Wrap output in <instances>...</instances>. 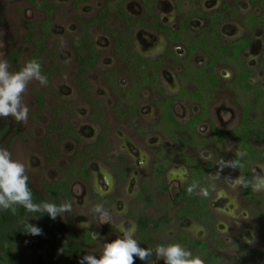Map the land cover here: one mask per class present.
I'll use <instances>...</instances> for the list:
<instances>
[{"label": "rangeland", "instance_id": "obj_1", "mask_svg": "<svg viewBox=\"0 0 264 264\" xmlns=\"http://www.w3.org/2000/svg\"><path fill=\"white\" fill-rule=\"evenodd\" d=\"M33 1L41 3V0ZM106 1L82 0L81 7L76 9L73 0H51L58 8L53 19V34L45 40L49 54H44L42 59L45 69L53 62V66H57L59 70L52 73L46 86H41L35 80L28 84L24 93V103L29 107L26 122H17L10 117L0 118V145L8 148L14 159L27 166L29 186L36 202L49 200L44 195L45 183L60 179L64 170L76 163L74 159L72 163L68 161L77 148L81 149L78 146H82L76 145L73 138L67 139L62 143L59 159L55 163L47 160L43 140L52 118H55L52 116L53 112L62 108L60 117H65L69 124L76 127L75 130L84 143L96 141L103 132L106 139L99 155L104 159L88 164L93 192L89 190L87 183L77 180L71 187V211L65 213L64 218L58 217L55 221L47 215L39 218L56 232L58 247L51 246L42 235L31 236L21 231L22 220L29 219L37 224L33 214L27 213L23 208H19L15 215L7 211L0 212V253L7 248L8 242H13L15 264H35L33 252L42 256L47 264H78L83 255L95 253L98 256L105 241L119 235L116 230L118 227L134 230L135 236L137 225L133 217L145 215L149 219L153 237L149 247L158 243H173L177 235L183 233L198 240L208 238L210 249L215 250L222 264H264V160L257 162L252 168L254 192L259 195L254 198L242 195V185L235 182L241 176L242 166L237 169L226 167L222 171L216 167L211 171V176L220 181V188L210 201V207L217 215L216 233L210 235L208 229L197 220L189 218L180 221L177 218L178 195L188 177V170L180 164L182 158L177 145L156 126L160 109L151 102L156 91L149 87L145 88L144 94L143 91H123L131 85L125 63L122 58L119 60L116 54L109 52L111 39L95 28L92 29V37L97 42L98 49L103 51V56L97 68L88 75L91 80L90 92L88 91L90 95L87 91V94L82 93L76 87L74 81L78 75V66L70 48V41L80 28L76 15L82 13L90 17ZM119 1L121 0L117 3ZM221 2L222 0H162L158 3L156 14L168 27L180 29V37L172 39L155 31L138 30L135 45L137 51L145 57L157 59L164 56L165 62L158 74V82L164 86L167 94L175 95L181 92L182 87L187 88L188 92L182 94L175 105L176 118L186 123L204 106L202 121L196 133H193L197 138V145L187 153L198 154L204 160L218 161L240 159L237 153L243 151L241 145L234 140L225 144L206 143L203 142L204 138L210 136L213 123L222 130L231 131L245 122V110L248 108L257 125L253 129L251 144L264 151V127L258 125L259 122L257 124L264 117V96L258 99L254 90L256 87L264 89V68L260 65L264 51V32L256 31L252 47L242 54L241 59L227 60L230 52L217 57L215 74L222 81L215 91L209 86L210 70L204 68L209 61L208 54L218 53V39L225 43L242 37L248 20L252 19V15L246 17L249 12L257 17L261 16L259 21L264 24V9L262 6H253L248 0H239L237 14V9L235 11L230 2V20L221 27L222 39H217L206 35L201 29L206 24L201 16L204 9L215 10ZM125 7L132 14L143 10L135 1H129ZM26 19L43 21L45 12L29 0H0V58L9 61L11 71L22 68L36 48L35 43L23 40L26 33L23 21ZM186 20H190L191 27L185 25ZM113 24L116 28L123 27L114 22ZM41 37L42 29L37 28L36 39ZM193 45L196 48L193 54L186 56ZM169 46L170 51L167 50ZM202 46H206L204 51L201 50ZM173 55L185 60H175ZM253 56L255 59L250 60L249 57ZM245 62L254 71L250 79L252 89L242 88L238 81L235 82L236 74L242 71ZM111 70H115V76L110 75ZM115 81L119 82L116 87ZM132 84L135 85L134 82ZM197 91L200 95H197ZM41 92L45 93L46 100L43 108L36 101V95ZM94 95L100 102L96 107L91 105L88 98ZM128 105L139 106L143 116L139 118L132 114L134 112H130L132 115L129 114L131 116L128 117L129 115L126 116L119 110V107L125 109ZM133 107L131 111L135 109ZM70 109L73 116L68 113ZM140 126L142 132L138 130ZM119 156L129 158L132 168L128 181L117 187L112 168L118 167ZM166 156L174 161V165L165 170L163 177L156 174L153 165L155 168L156 160L159 157L165 159ZM162 179L166 181L167 192L162 191L165 184ZM144 187L149 189V204L144 203V197L138 198ZM94 194L102 197L117 196L116 201L105 209L111 215L112 225L99 224L92 203ZM49 201L66 203L63 200ZM22 210L25 212L24 217ZM84 223L88 227H81ZM84 231L90 232V240L86 239ZM93 233L96 234L95 237ZM184 247L196 255L191 247ZM59 249H64L63 254H58ZM151 259H155V256ZM204 261L205 264H213ZM136 264L142 262L136 261Z\"/></svg>", "mask_w": 264, "mask_h": 264}, {"label": "trees", "instance_id": "obj_2", "mask_svg": "<svg viewBox=\"0 0 264 264\" xmlns=\"http://www.w3.org/2000/svg\"><path fill=\"white\" fill-rule=\"evenodd\" d=\"M29 1L38 9L43 10L47 16L45 21H39L35 24H27L29 33L25 36V41L26 43H35L36 45L34 52L28 57V60H38L42 65L41 74L46 76L48 80L49 77L52 76V73L59 70L57 66H53V62H51L48 69H45L42 59L44 54H49L48 49L45 47V40L51 36L53 24L52 16L56 12L57 6L54 5L51 0H41L40 4H36L33 0ZM144 1L149 2V0ZM113 9L114 8L111 5H107L106 9L103 10L100 16L93 18L90 21L79 17V21L82 24V30L70 41V47L75 55V62L78 66V75L74 83L76 87L84 94H87L88 91L90 92V81L88 80V75L97 68V64L100 60V53L97 52L95 42L90 32L93 25H97L102 30L109 32V34H111L114 38L116 42V55L120 60L122 58V61L125 63L126 71L128 72L132 83L134 82L135 84V93L139 92L143 88H151L152 85L154 86L156 83H158V63H149L147 60L133 53V29L135 26L139 25V21L129 17V15L124 12L121 7L115 9V11ZM113 13L116 16L117 21L125 23V28L123 30L113 29L111 27L110 20ZM37 28L42 29L43 33V37L38 40L36 39V34L34 32V30ZM158 28L162 29L160 26H158ZM150 65L153 66V69ZM109 73L110 75H114L112 71ZM89 92L88 95H90ZM88 98L93 105L96 103V99H94L92 96H88ZM261 98L262 93L260 94L259 99ZM36 101L38 106L43 108L46 103L45 93H38L36 95ZM63 109H66V107L63 106ZM61 111L62 108L53 112L55 115L52 114V116L55 118H52L48 128V133L43 140V147L47 160L53 163L59 159L61 146L64 141L71 138L75 140L78 139V136L76 135L77 132L75 130L76 127L69 124L65 117H60ZM248 111L249 108L246 109V121L242 127L235 129L231 133H223L216 129L214 130V137L217 142L227 140L231 137H236L241 140V146L243 147L242 150L247 153V159H242V169H240L242 176L248 183V186L244 187V193L247 197L254 198L256 195L252 193L253 175L251 173V167L255 160H264V151L253 149L249 144L248 138L251 127L255 128L257 125L254 119L249 116ZM69 112L72 116L74 115L72 109L68 110V113ZM168 114L166 115V121H170V116ZM257 124L264 127V117H262L260 121L258 120ZM55 137H57V139ZM104 138L105 137L103 136L101 140ZM100 150H102V147H100V149H91V151H88V153L85 154L86 156L82 163L76 162L68 170H64V173L59 180L45 183V197L49 200H63L68 205H70L71 187L76 180L81 179L91 186V175L88 169V163L89 160L99 154ZM187 165L191 170V179L182 193L181 207L178 211V218L184 219L188 216L194 217L208 225V227L214 232L213 221L216 217L208 207V201L213 194L214 188L213 182L208 178V172L213 167V163H204L200 159L191 158ZM163 168V166L159 167L160 176L163 175ZM194 183L197 184V188L192 194H189L187 189ZM200 188L208 189L209 195L207 198L197 194ZM95 200L100 201V198L96 197ZM21 214L22 217L25 216V212L23 210ZM36 222V225L42 228V236L46 239V241L51 246L58 247V236L54 229L49 224H47V222L40 219H37ZM30 223L35 224L33 221H30ZM138 225L139 232L135 239L138 241L141 247H149V245L153 242V237L151 236V229L149 227L147 217H139ZM83 233L86 239L90 240V232L84 231ZM173 243H179L183 246L191 247L195 251L196 255L211 261L213 264H222L215 250L210 249L207 242H198L189 235L181 233L173 240ZM32 259L35 264H47L44 258L35 252L32 253ZM136 261L138 262L139 260L137 259ZM0 264H15V247L13 242H8L7 248L3 253H0Z\"/></svg>", "mask_w": 264, "mask_h": 264}, {"label": "flooded vegetation", "instance_id": "obj_3", "mask_svg": "<svg viewBox=\"0 0 264 264\" xmlns=\"http://www.w3.org/2000/svg\"><path fill=\"white\" fill-rule=\"evenodd\" d=\"M117 1L118 0H107L105 3H103L101 5V7L97 8V10L95 12H93L90 17L85 16L82 13H77V15H76L77 16V22L79 23L80 28L78 29V32L76 34H78L82 30V24L79 21V17L80 18H85V20L90 21L93 18H96V17L100 16L102 14L103 10L106 9L107 5H111L114 8L113 9L114 11H115V9H118L119 7H121L123 9V11L126 12L129 15V17L139 21L138 22L139 25L135 26L134 29H133L134 30V49H133V53H135L139 57L147 60V62H149V63L150 62L151 63H154V62L158 63V65H159L158 74H159L160 71H161V68H162V66H163V64L165 62L164 56L163 57L161 56V57H159L157 59H151L149 57L143 56L140 52H138L137 49L135 48V45L137 43V41H136L137 31L138 30H140V31L141 30L155 31V32L160 33V34H164L167 37H170L172 39H178L180 37V35H181L180 29L179 30H173L171 27H168L167 25H165L163 23L161 17L158 14H156L157 9L159 8V4L158 3L161 2L162 0H149V2H146L144 0H121L118 3H117ZM129 1H135L138 4H140L143 7L142 12H140L138 14H132L130 11H128L125 6H127V3ZM248 1L253 6H262L263 9H264V0H248ZM230 2H232L231 5L233 6V8L235 7L234 10L236 11V9H237L236 13L238 14V9H239V5H240L239 4V0H229V2H228V0H222L220 6L215 8V10L204 9L202 11L201 18L204 19L206 24L203 25L201 29H203L205 31L206 35L209 34V35H211L214 38L216 37L218 39L220 37V39H222L223 34H222V32L220 30H221L222 25L230 18V14L228 13V7H229V3ZM73 4H75V6L77 7L76 9H79L81 7V5H82V0H80V1L73 0ZM54 5H56V4H54ZM56 6L58 8V5H56ZM114 11H112V12H114ZM253 14L254 13H251V12L246 14V17L252 15V19L248 20V26L245 28V31H244V34L242 35V37H239V38H237L236 40H233V41H227L225 43L218 39L217 41L219 43L217 44V47H219V50L217 51L218 52L217 55H213L211 53L208 54L209 55V61H208L207 66H205L204 68L206 70H208V69L210 70V73H208L209 74V78H208L209 80L208 81H209V86L212 88L213 91H215L217 87L221 86V81H222V79H220L215 74V71H216L215 68L217 67V64H218L217 57H223L225 55V53H229L230 52V55L228 54V56L226 57L227 60L241 59L242 54L244 52L248 51L252 47L253 41H254V39L256 37V31L260 30L261 33L264 32V24H262L259 21V19H261V16L257 17V15H253ZM54 15H55V13L52 16V20L54 19ZM46 16L47 15L45 13V19L43 21L46 20ZM37 22H39V21H37ZM37 22H33V21L27 20V19L23 21V26H24V29L26 31V33H25V35L23 37L24 41H25V36L29 33V29H28L27 24H35ZM113 22L116 23V24L122 25L123 27L122 28H116V27H114ZM110 25H111V27L113 29L123 30L125 28V23L117 21L116 20V16H115L114 13L112 14V18L110 20ZM185 25L187 27H191L190 20H186L185 21ZM158 26H160L162 29L158 28ZM94 28L99 30V31H102L103 33L106 34L105 36H107V37H109L111 39L112 43H111V48H110L109 52L111 54H116V52H115V50H116L115 43L116 42H115L114 38L112 37V35L109 34V32L102 30L97 25H93V27L90 30L91 34H92V29H94ZM53 29H54V27H53V24H52L51 36L53 34ZM34 32L36 34V29L34 30ZM262 35H264V33ZM42 37H43V33H42ZM93 40H94V38H93ZM94 42H95V47L97 49V52L100 53V58H102V56H103L102 52L103 51L98 49L97 42L95 40H94ZM195 49L196 48H195L194 45L191 46V48H189L188 53H187L186 56H189V54H193V51ZM204 49H206V46H202L201 50L204 51ZM167 50L170 51L171 47L170 46L167 47ZM262 55L263 56L261 57L262 59H261L260 65L264 68V51H263ZM173 58L175 60H178V61L185 60L184 58H179L176 55H173ZM150 66L153 69V66L152 65H150ZM111 71L114 73V75L116 74L115 70H111ZM111 71H109V72H111ZM253 72L254 71H253L252 67L250 65H248V63L245 62L242 65V71H240V72H238L236 74L235 82L238 81L239 85L242 88L252 89L253 86L250 83V79L252 77ZM158 74H157V76H158ZM88 80L91 81L90 77H88ZM117 85H119L118 81L115 82V87ZM151 89H154L156 91V93H157L156 94L157 96L155 95L154 98H151V102L155 106H157V108L160 109V116H159V119L157 120L156 126L158 128H160V129H162L163 130L162 132L164 134H166L168 136V138H170L171 140L174 141L175 146L177 145V148H179V155L182 158V161H180V164L184 165L186 167V169L188 170V177H187V179H186V181H185V183H184L183 187L181 188V190L179 192V195H178L179 196V203H178L179 205H178V210H177V213H176L177 218H178V211H179V209L181 207L182 193H183L184 189L186 188L188 182L191 179V170L188 167L187 163L189 162V160L191 158L200 159L204 163H213V167L208 172V178L214 184L213 185V187H214L213 188V194H212L211 198L208 201V207H209L211 212L216 217L214 219V221H213L214 232L216 233V230H217L216 229V227H217L216 226L217 215L211 209L210 201L212 200V198L216 194L217 189L220 188V185H219L220 181L217 180L216 178H213L211 176V171L213 169H215L216 167H218V162L219 161L218 160H204V159H201V157L198 154H193L192 155L190 153H187V151H191V149L193 151L195 146L197 145L196 142H195V140L197 138L193 135V133H196V131H197L196 129H197L198 125L202 121L201 118L203 117V111H204L203 108H204V106H202V110L198 114L192 115L188 122L182 123L175 116V105L178 103V100L180 99V96L182 94H185V93L188 92L187 88L184 86V87H182L180 93L175 94V95H170V94L166 93V90H165L164 86L160 82H158L154 86L152 85ZM144 90H145V88L141 89L139 92L143 91L142 93L144 94V92H145ZM254 90L256 91V95H257L258 99H259L261 93H262V97L264 96V89H262L261 87H256V89H254ZM123 91L124 92H129V93H135V89H134V85L132 84V81H131V85L128 86L127 88L123 89ZM196 93H197V95H200V92L197 91ZM93 98L96 99V96L94 95ZM99 103L100 102L98 100H96V103L94 105L91 103V105L96 107ZM128 106H129V107H127L128 109L127 108H125V109L124 108H120L119 106L118 107H119V110L121 109V112H123L126 116L131 114L130 112H134L132 114L136 115L139 118H141L143 116L141 108H139V106H136V107H133V106H130V105H128ZM132 107L135 108V109H133L131 111ZM167 114L170 116V121H166V115ZM245 114H246V110H245ZM248 114L251 117L250 110L248 111ZM131 115H129L128 117H130ZM132 118H134V117H132ZM243 124H244V121L240 125L235 127L233 130L225 131V130L220 129L216 124L213 123L212 126H211V134H210V136L209 137H205L203 142L212 143V144H225V143H228V142L234 140V141H236L237 143H239L241 145V140L239 138H236V137H231V138H228L227 140L217 142L215 137H214V130L217 129V130H219L220 132H223V133H231L235 129H238V128L242 127ZM253 129L254 128L251 127L250 135H249V138H248L249 144H250V146L253 149H256V150H259V151H263V150H260V149H258L257 147H255V146H253L251 144V138H252V134H253V131H254ZM138 130H139V132H142V127L141 126L138 127ZM47 133H48V130L45 133V135ZM77 136H78V139L76 141H74V142L76 143V145H82V146H78V147H81L80 150L77 148L74 151L72 157L68 161V162H71V163H72L73 159L77 163H82L83 159L86 156L85 154L88 153V151H91V149H94V148L95 149H97V148L100 149V147H103V145L105 144V140L104 139H106V136H105V134L103 132H101V134L99 135V137L97 138L96 141L91 142V143H84V141L81 138L79 132H77ZM103 136L105 138L103 140H101V138ZM241 148H243V147L241 146ZM99 154L97 156H94L91 160H89V163H91L92 161H95V160H100V161L103 160L104 158H102V156L100 157ZM164 158L165 159H163V157H161V158L159 157L158 161L155 159L156 162H157L155 168H154V165H153V169L156 170V174L157 175H159V167H161V166L164 167L163 168V175H162L163 177L165 176V170H167V168H170L171 165L172 166L174 165V161H172V159L170 157L166 156ZM243 160H244V158H243ZM261 161L262 160H255L254 163L252 164V167H251V173L253 175V178H252V193L254 195H256V197H258L259 195L254 192V186H253L254 173L252 171V168L257 162H261ZM117 162H118V167L117 168H115V167L112 168V174H113L114 179L116 181L117 187H119V186L124 185L128 181L129 175L131 173L132 163H131V160L129 158L125 157V156H119L118 159H117ZM88 169H89V172H90L89 165H88ZM90 175H91V172H90ZM241 176H242V174H241ZM78 180H81V179H78ZM161 181H162V183L166 182L165 179H162ZM83 182H85V181H83ZM88 187H89V190L91 192H93L92 175H91V186L88 185ZM162 189H163L162 190L163 192H164V190H165V192L168 191V187H166V183L163 184V188ZM148 190L149 189L147 187L142 188L140 193H139V195H138V198L144 197V203H148L149 204L150 201H151V196L147 195L148 194L147 193ZM242 195L246 196L245 193H244V186L243 185H242ZM96 197L100 198V201L95 200ZM116 199H117L116 195H110V196H107V197H102V196H99L98 194H94L92 203H93L94 207L97 204H102L104 206V209H106V208H108L109 205L113 204L116 201ZM142 216H145V215H140V216H135L134 215V217H133L135 222H136V225H137V231H136V234H135L134 238L137 237L138 232H139L138 218L142 217ZM189 218H193V219L197 220L200 224L205 226L208 229L210 235H212L214 233L211 230V228L208 227V225H206L205 223L199 221L198 219H196L194 217L188 216V217H186L184 219H179L178 218V220L183 221V220H187ZM147 219H148V217H147ZM148 223H149V219H148ZM149 227H150V225H149ZM187 235H189V234H187ZM177 237H178V235H177ZM190 237H192L194 240H196L198 242H207L208 245H209V239L208 238L204 239V240H198V239H196L195 237H193L191 235H190ZM204 260H206V259H204ZM207 261H209V260H207ZM209 262H211V261H209Z\"/></svg>", "mask_w": 264, "mask_h": 264}, {"label": "clouds", "instance_id": "obj_4", "mask_svg": "<svg viewBox=\"0 0 264 264\" xmlns=\"http://www.w3.org/2000/svg\"><path fill=\"white\" fill-rule=\"evenodd\" d=\"M255 59V57H249ZM41 63L31 59L18 70L11 71L9 61L0 58V118H12L17 122L28 120L29 107L24 103V93L27 86L33 80L38 81L41 86H46V76L41 74ZM247 155L239 151L237 160H220L218 170L224 168L237 169L241 167L242 159ZM27 166L13 158L8 148L0 145V212L17 213L23 208L27 213L33 214L35 219L45 215L53 221L58 217L64 218L65 213L71 208L67 203L57 204L53 201L42 200L36 202L34 193L29 186ZM236 184L248 186L243 176L236 178ZM197 184H192L187 190L192 194ZM198 195L208 197V189L200 188ZM99 224L112 225L111 215L104 209L102 204H97L94 209ZM21 231L31 236L43 235V230L36 224L30 223L29 219L20 221ZM87 223L81 224V227ZM119 235L115 239L105 241L102 252L97 256L95 253L83 255L78 264H136V260L142 264H205L204 259L195 255L190 249L179 243H158L154 247H141L134 238V230L118 227ZM95 237L96 234L93 233ZM251 243V241H247ZM64 249H59L58 254H63ZM155 256V259H151Z\"/></svg>", "mask_w": 264, "mask_h": 264}]
</instances>
